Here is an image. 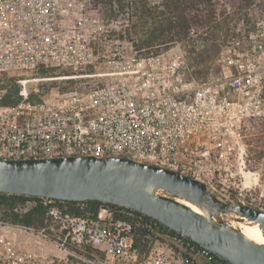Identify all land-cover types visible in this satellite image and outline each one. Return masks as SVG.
Listing matches in <instances>:
<instances>
[{"label": "built area", "instance_id": "2783aa9c", "mask_svg": "<svg viewBox=\"0 0 264 264\" xmlns=\"http://www.w3.org/2000/svg\"><path fill=\"white\" fill-rule=\"evenodd\" d=\"M90 1L0 0V77L94 66L92 34L102 20L89 10ZM102 63L114 70L105 76L116 80L89 92L34 101L28 80L16 81L22 88L15 94L0 87V160L115 156L198 179L212 175L204 168L212 149L231 150L242 122L264 117V69L238 53L224 56L220 74L204 82L184 78L178 55L137 57L119 41ZM43 200L47 217L60 225L53 246L76 264L223 263L153 220L144 225L151 235L140 245V224L115 218L109 208L94 217L72 216ZM86 246L91 257L72 249ZM0 264L55 260L0 233Z\"/></svg>", "mask_w": 264, "mask_h": 264}, {"label": "water", "instance_id": "95a60500", "mask_svg": "<svg viewBox=\"0 0 264 264\" xmlns=\"http://www.w3.org/2000/svg\"><path fill=\"white\" fill-rule=\"evenodd\" d=\"M0 194L113 205L148 217L227 264H264V243L236 227L250 222L264 233V211L161 166L115 156L0 160Z\"/></svg>", "mask_w": 264, "mask_h": 264}, {"label": "trees", "instance_id": "16d2710c", "mask_svg": "<svg viewBox=\"0 0 264 264\" xmlns=\"http://www.w3.org/2000/svg\"><path fill=\"white\" fill-rule=\"evenodd\" d=\"M226 1H232L233 6L227 8ZM92 4L102 6L106 17L135 19L136 23L117 33L115 39L130 43L137 57L159 55L175 45L186 43L185 53L190 64L185 68L197 78L207 74L204 67L220 52L241 50L244 39L257 29L259 21L264 22V0H92ZM50 70L53 69H40L38 73L47 75ZM187 76L184 70V78L191 79ZM51 203L66 208L64 211L72 216L94 217L100 208L106 207L114 212L115 218L140 224L137 228L140 245L151 235L144 225L152 220L124 208L96 201L77 203L51 200ZM48 206L40 198L0 194V221L50 233L46 223ZM72 249L80 255L91 257L94 254L88 246Z\"/></svg>", "mask_w": 264, "mask_h": 264}, {"label": "rangeland", "instance_id": "374dc122", "mask_svg": "<svg viewBox=\"0 0 264 264\" xmlns=\"http://www.w3.org/2000/svg\"><path fill=\"white\" fill-rule=\"evenodd\" d=\"M89 10L102 20L101 30L92 34V50L97 56L94 66L79 69H53L47 75L30 71L10 72L2 76V89L8 95L17 93L21 87L17 80H28L25 87L31 92V99L42 101L56 99L67 92H88L100 85L115 81L116 77L105 76L113 73V69L102 62L115 43L118 41L115 35L129 28L135 19L127 20L125 16L106 17L105 9L102 6H94L92 0L89 3ZM227 8L233 6L232 1H226ZM121 42L130 55L135 53L131 44L127 41ZM186 43L173 46L171 49L162 52L164 58L169 59L173 55H178L183 61L185 74L188 78H193L198 82H204L220 74L221 60L224 56H233L237 53L241 57L255 62L264 69V22L259 21L257 29L250 32L243 41V48L239 51L220 52L204 68L207 74L197 78L189 73L185 65L190 64L185 50ZM198 50V49H197ZM203 66H198V68ZM71 81V83H68ZM4 86V87H3ZM262 97L264 99V81L262 84ZM37 92L34 93L33 90ZM17 90V92H15ZM233 138L232 149L221 150L212 149L209 160L204 168L212 171V175L201 176L200 181L209 184L221 197L226 200H237L248 204L254 208L264 211V117L245 119ZM60 208V207H58ZM65 210L66 208H60ZM47 228L50 233L41 231H26L24 227L11 228V225L0 221V233H5L20 248H25L41 255H47L49 259H54L55 264H76V259L59 253L53 246V239L59 234V227L52 218L46 215ZM240 225V223L238 224ZM8 226V227H7Z\"/></svg>", "mask_w": 264, "mask_h": 264}, {"label": "bare ground", "instance_id": "6f19581e", "mask_svg": "<svg viewBox=\"0 0 264 264\" xmlns=\"http://www.w3.org/2000/svg\"><path fill=\"white\" fill-rule=\"evenodd\" d=\"M28 82V81H26ZM25 82V83H26ZM183 204H185L186 206L190 207L193 211L200 213L198 209H196L195 207L190 206L189 204L182 202ZM239 224V223H238ZM236 227L240 228L242 230V232L251 240L257 242V243H264V233H262L258 227L250 222H245V223H240V225H238Z\"/></svg>", "mask_w": 264, "mask_h": 264}]
</instances>
